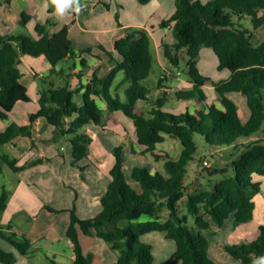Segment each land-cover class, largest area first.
<instances>
[{"label":"trees","instance_id":"trees-1","mask_svg":"<svg viewBox=\"0 0 264 264\" xmlns=\"http://www.w3.org/2000/svg\"><path fill=\"white\" fill-rule=\"evenodd\" d=\"M137 1L145 5L152 0ZM50 3L49 13H52L55 5L52 0ZM104 4L109 8V3ZM29 19L28 14L22 13L20 24L25 25ZM243 19H248L253 28L244 26L241 23ZM53 25L51 18L45 24H37L36 39L11 35L0 29V119L6 123L8 113L17 102L31 101L18 68L21 56H44L52 68L63 60H75L77 56L80 70L87 66L86 55H90L92 49L76 51L69 38L68 26L51 32L48 26ZM161 25L171 27L174 38L173 43H161L166 61L178 66L181 53L187 55L186 74L191 86L177 90L176 98L195 100L204 108L171 113L164 110L166 93L151 103L150 110L138 105V101H147L151 94L145 82L152 71L154 56L148 32L135 28L114 42L113 52L120 60L114 58L113 52H108L111 60L115 61V67L107 77L101 79L93 73L90 81L81 83L77 90H72L68 84L54 86L53 82L45 81L38 92L39 108L30 114L29 123L24 126L7 123L5 130L0 131L1 147L17 136L31 137L32 129L42 121L61 133L75 135L71 140L72 155L78 160L89 155L91 142L89 136L77 134L78 130L89 124L103 126L105 114L121 111L133 123L136 142L141 147L138 154L164 161L165 173L151 171L142 165L126 169L124 146L114 148L110 181L101 198L102 210L93 218L86 219L70 211L66 236L73 247L72 264H89L88 259H91V255L83 253L79 230L107 243L117 253L113 264H158L154 261L152 245L141 238L154 231L164 233L174 242L171 262L217 264L208 254V239L202 231L211 230L212 223L221 227L230 217L235 227L253 219V197L260 192V182L254 181V176L264 175V140L248 143L244 140L264 130V39L254 42V29L264 26V0H208L206 3L174 0V11L161 21ZM203 47L210 48L216 55L218 70L230 71L227 80L201 77L216 91L219 106L207 103V96L200 88L205 82L199 80L197 64ZM118 72H122L123 79L117 88L126 85V102L109 93ZM77 76L80 78L81 74ZM74 93L80 97V103L73 100ZM230 93H240L245 97L250 113L246 122L242 121L237 104L228 96ZM96 98L105 101V109L97 106ZM197 135L209 147H233L235 157L230 163L233 175H227L229 169L226 167L215 169L212 174H222L223 178L215 183L211 181L209 187L196 188L187 194L185 207L194 216L196 224V227H191L180 212L179 202L186 194L189 161L198 149ZM166 136L176 139L181 145L176 159L167 153L161 155L157 152V145L163 143ZM4 165L15 172L24 169L18 165L17 158L0 149V175ZM8 200L9 191L0 185V214L6 210ZM164 211H167V216L162 219ZM143 214L154 219L134 222ZM118 219H125L127 224L118 226ZM0 236L21 255H27L32 249L28 238L7 233L1 225ZM224 250L240 264H256L258 258H264V224L259 225L255 240L227 244ZM16 262L13 253L0 250V264ZM51 264L59 263L52 260Z\"/></svg>","mask_w":264,"mask_h":264},{"label":"rangeland","instance_id":"rangeland-1","mask_svg":"<svg viewBox=\"0 0 264 264\" xmlns=\"http://www.w3.org/2000/svg\"><path fill=\"white\" fill-rule=\"evenodd\" d=\"M13 1L17 3L21 0ZM107 1L110 4L108 11L102 7L99 10H92L93 12L90 13L94 19L103 18L104 28L112 25L117 26L118 24L125 25L141 22L153 32L151 44L152 54L154 56L153 68L145 85L152 93L157 92L155 87H157L158 80L166 72L162 69V64L157 56L155 43L161 40L170 42L173 38L171 33L162 27L161 21L173 12L174 0H152L145 5L140 4L137 0ZM200 1L204 3L208 2V0ZM81 2L86 3L84 0H81ZM0 4L5 7L4 0H0ZM50 6L51 3L49 0L48 9ZM46 14L47 12H43L42 10L32 15L25 25L20 23L10 25L9 34L23 35L31 39H36L37 33L35 27L37 24H40V20H42V24L46 23L48 18ZM51 16L55 22L54 26H48L51 32H57L65 25L68 28H72L73 24L75 25L72 28L69 38L76 51L84 48H92L96 54L99 52L96 44L101 37L100 34L82 30V26L76 22L73 23L74 17L72 13L68 12L63 16H59L56 14L55 8ZM234 21H237V18H234ZM241 23L246 27L253 28L248 19H243ZM169 28L171 29V27ZM133 29L132 27L119 29L114 33V36L115 38H120ZM263 39L264 26L254 29V42H260ZM102 48L105 51H102L103 56L100 55L99 57H103L102 60L104 61H112L111 55L108 54V52H112V47H109L107 41H104ZM162 60L165 63L166 69L174 75H181L186 80L188 79L186 74L187 55L185 52L181 53L178 66L169 64L163 55ZM217 62V57L210 48L203 47L201 49L198 58L200 81L205 82L201 77H207L215 81L229 77V71L227 69L223 71L217 69ZM106 64L107 62L103 63L104 69L106 68ZM73 66V59L63 60L57 64L56 72H49L44 79L39 78L37 83L40 85V88L44 86L45 81L53 82L54 86L68 84L73 90L74 87L70 78ZM108 74L103 70L101 74L98 73V77L102 79L107 77ZM122 79V72H118L109 88V93L112 97L118 95L121 102H126V85L117 88V84ZM185 86L186 84L182 85L179 90L188 89ZM200 88L207 96V103L214 101L216 105H220L216 91L208 82H205L204 86ZM162 91L165 92L166 89ZM30 94L33 97L32 101L29 103L20 102L11 114V119L24 117L26 112L30 116V114L38 110L39 105L34 98L35 92L32 88H30ZM73 100L79 103L81 102L80 97L75 93ZM179 102L175 94H172L171 98L168 96L164 110L174 113L170 108ZM148 103L142 104L143 109L146 111L150 110L152 105L150 102ZM96 104L100 108L105 109V101L96 98ZM244 104L247 117H249V108L245 99ZM240 117L243 122L246 121V119L244 120V113L240 112ZM102 123L103 126L89 124L78 130L77 134L89 136L91 139L88 145L89 155L78 160L72 155L71 140L75 135L61 133L54 126H47L43 122H39L36 128L31 131L30 139L23 137L19 141L14 140L13 144L8 143L0 147L1 152L15 158L18 156V165L24 167V169L15 172L9 166L4 165L0 175V185L9 191L8 208L0 214V225L5 232L10 233L8 231L9 226L13 224L17 230L27 235L33 244V252L29 255L22 256L6 239L0 236V250L11 252L15 257L22 258L18 264H51L53 259L47 257L45 254L48 252L47 250H54L69 256L73 255V250L66 236L67 222L71 213L69 211L49 213V209L73 210L82 219L96 216L102 210L101 198L105 194L110 181L109 170L115 159L113 152L115 147L119 145L124 146V154L127 157L125 162L126 169H130L133 165H144L151 171L157 170L165 173L163 160L157 161L150 155L143 157L138 154L141 147L136 142L133 123L121 111L114 112L112 115L105 114ZM260 135H263L262 131L257 132L254 136L259 137ZM195 140L198 149L189 161L186 194L179 202L180 212L186 216L188 225L191 227H196V224L194 216L185 207L187 194L193 192L196 188L209 187L211 181L215 183L223 178L222 174H212L215 169L226 167L229 169L227 175H233V170L230 167L232 161L231 151L223 152L222 150H218L217 147H209L199 135L195 137ZM131 145L137 150L136 153H131ZM21 151H26V153L21 154ZM157 152L161 155L167 153L176 159L180 155L181 145L176 139L166 136L165 141L157 145ZM204 160L208 161L207 167H202ZM254 181L260 182L262 194L264 195V175L254 176ZM263 197L261 194H256L254 196L255 202L258 200L263 201ZM224 223L225 226L223 228L219 227L223 231V234L214 236L212 229L202 231L203 235L208 239V246L210 245L213 250L217 248L214 244L215 239L223 242V240L227 239V235L231 237L234 235L237 236L241 230L245 232V236L241 237L242 239H236L235 242H250L255 240L257 238L255 233L258 232L259 224H264V216H260L257 213L253 216L252 220L237 227L234 226L233 220L230 218ZM117 224L118 226H125L127 221L125 219H118ZM220 255H227L228 257L230 255L221 249L217 257L220 264H228L227 260L222 259ZM91 261L92 259H88L89 264L92 263Z\"/></svg>","mask_w":264,"mask_h":264},{"label":"crops","instance_id":"crops-1","mask_svg":"<svg viewBox=\"0 0 264 264\" xmlns=\"http://www.w3.org/2000/svg\"><path fill=\"white\" fill-rule=\"evenodd\" d=\"M4 1H5V7L0 4V29H5L8 33H9V26L10 25L20 23L22 13L28 14L31 17L35 13H39V11L43 10V12H47V14H46L47 17L51 18L54 25H55L54 19L51 16L52 13H49V9H48V1L49 0H21L20 2H17V3L13 0H4ZM84 1L86 3H83L80 0V4L82 5V9L79 13H76L75 11H71V12L69 11V13L73 14V17H74L73 23L76 22V23H78V25L82 26L81 27L82 30L87 31V32L88 31L95 32L98 35L100 34L101 37L99 38V40L97 41V44H96L98 46L97 49H99V52L96 54L95 50L93 49V50H91L90 55H86V59H87V66L86 67H84V68H82V70H80V66L78 65L79 64L78 63L79 57L76 56L75 60H73L74 64L76 65L75 67H73V69L71 71V75H70V78H71V81H72V84L74 87L73 90H77L78 88H80L81 83H84V84L88 83L90 81V79L92 78L93 73L98 77V73L101 74V71L104 70L105 73L107 74V73H109V71L112 68L115 67V61H113V60L112 61H107V60L104 61V60H102L103 57H99V56L100 55L103 56L102 51H105L103 48H101L104 45V41L108 42V45H109V47H112V52H113L114 42H115V40L119 39V38H115V36H114V33L117 30L122 29V28H127V27H132L134 29L135 28L144 29L148 32V34L150 36L151 44H152V39H153V32L151 30H149L146 26H144L141 22H135L132 24H125V25L118 24L117 26L112 25V26L104 28L103 27V23H104L103 18L101 17L100 19H94L90 13L93 12L92 10H95V9L99 10L102 7L106 11H108L110 9V4H109V8H106L104 2H107V3H109V2L107 0H84ZM169 8H170V4H169ZM40 24H42V20H40ZM86 25H87V27H86ZM74 26L75 25L73 24L72 28ZM72 28L71 27L68 28L69 36H71L70 33L72 31ZM165 30H168L172 35V30L169 27H165ZM107 35H110V36H107ZM122 37H124V36H122ZM172 37H173V35H172ZM162 41L163 40H161L160 42L156 41L155 44H156L157 56L159 58L160 63L162 64V67H163L162 69L166 73L164 75H162L161 78L158 80L157 87H155L157 92H154V93L151 92L149 99L147 101H145V100L138 101V105H140V106H142L143 103H145V104H149L148 102L152 103L154 100L157 99V96L160 97L163 93H166V97L170 96V98H171L172 94H175V92L177 90H179L180 87H182V85H184V84H186L185 88H189L191 86L189 83V80L188 79L186 80V78L184 76H181V75L176 76L172 72H170L168 69H166L165 63L162 60V55H163V49L161 46ZM173 42H174V38H172V40L170 42H167V43H173ZM84 49H86V48H84ZM200 52H201V50H200ZM113 56L116 60H120L119 56L114 52H113ZM66 60H68V59H66ZM104 62H107L105 69L103 68ZM217 64H218V62H217ZM56 66L54 68H52L44 56L37 57V58H33L30 56H21L20 64L18 65V68L20 69V71L22 73L21 81L27 87L31 101H32L33 97L30 94V88H32L33 91L35 92L34 98L37 101L38 92L42 88V87L40 88V85L37 83V80L39 78L44 79L46 74H48L49 72H52V73L56 72V70H57ZM197 66H198V64H197ZM39 69H42V70H39ZM223 70H226V69H223ZM79 74H81L80 78H78V76H77ZM229 77H230V71H229ZM228 78L221 79V80H227ZM164 89H166L165 92L162 91ZM82 90H84V89H82ZM167 91H169V92H167ZM228 96L232 100H234V102L237 104V106L239 108V113L240 112L244 113V120L246 119V121H247V119L249 117H247V111H246V107L244 104L245 97L240 93H230V94H228ZM179 101L180 102L177 105H173L170 108L174 113H181V112H184L186 110H188L190 112H194L195 110L204 108L203 105L197 104L195 100H190V101L179 100ZM20 102L21 101L17 102L15 104L14 108L12 109V111L8 113V117H7L8 122L7 123H15L19 126H24V125H27L29 123V121H28L29 114L27 112L24 115V117L22 116V117H19L17 119H13V118L11 119V114L13 113L15 107ZM26 103H29V102H26ZM211 103L216 105V103H214V101H211ZM216 106H218V105H216ZM40 122H42V121H40ZM7 123L0 119V131L5 130V128L8 125ZM90 125H94V124H90ZM35 128H36V126H35ZM124 130H125V128H124ZM262 132H263V135L256 137V136H254L255 135L254 134L250 139L244 140L245 143L250 142L252 140H260V139L264 140V130ZM23 137H27V136H17L16 138H14L9 143L13 144L14 140L19 141ZM27 138L30 139L31 137H27ZM217 148H218V150H222L223 152H226L229 150L232 152L231 153L232 159L235 157V156H233V153L235 152L233 147H226V148L225 147L224 148L217 147ZM130 150H131L132 154L134 153L133 151L137 152V150H135L133 145H131ZM20 153L25 154L26 151H24V152L21 151ZM125 157H126V155H125ZM16 158H18V156H16ZM126 160H127V157H126ZM142 166H144V165H142ZM154 171H157V170H154ZM258 194H261L262 197L264 196L262 194L261 186H260V192ZM253 200L255 202L254 197H253ZM263 201H264V197H263ZM263 201L258 200L257 202H255L254 216L257 213H259L260 216H264V203H263ZM7 208H8V204H7ZM57 210H61V212H68V211L70 212V210H68V209H57ZM49 213H53V212L49 211ZM166 216H167V211H164L162 213V219H164ZM70 219H71V215L68 218L67 228H68V225L70 223ZM153 219H154L153 217L146 215V214H143L140 217H138L137 219H135L134 222H147V221H151ZM230 219L233 220L232 217H230ZM223 226H225V223L220 228H223ZM211 228L214 231L213 232L214 236L217 234H223V231H221V229H219V227L216 224L212 223ZM8 231L11 233H15L17 235V237H19V238L24 236L31 241V239L27 235H25V234L21 233L19 230H17V228L14 227L13 224H10ZM258 233H259V226H258V232H256L255 235L258 236ZM236 234H237V232H236ZM243 236H245V232L241 230L240 233L237 234V236L234 235L231 237L230 235H227V239L223 240V242H219L221 240L215 239L214 244L217 246V248L213 250V248H211L210 245L208 246V253H209L210 258L212 260H214L217 264H220V262L217 259L218 254L220 253V250L221 249L224 250L225 245L234 243L236 239H242L241 237H243ZM141 238L144 242L152 245V251H153L155 263H158V264H176V263L171 262V260H170V256L175 249V244L172 240L167 239L165 237L164 233L154 231V232L144 234ZM79 239H80V243H81L84 255H91V259H92L91 264H113L116 261L117 253L112 251L110 246L107 243H105L102 239L94 237V236L84 235L80 230H79ZM68 243L73 250L72 244L69 240H68ZM31 244H32V241H31ZM47 251L48 252L45 253L47 255V257L52 258L54 261H56L59 264H72L74 261V253H73V255L69 256V255H65L63 253L56 252L54 250H47ZM32 252H33V244H32L31 251L27 255H29ZM22 256H26V255H22ZM220 257L222 259L227 260L228 264H240V262H238L234 258L232 260L231 256L228 257L227 255H220ZM16 258H17V262L15 264H18L22 260V258H19V257H16ZM260 260H261V258H258V261L256 264H259Z\"/></svg>","mask_w":264,"mask_h":264},{"label":"clouds","instance_id":"clouds-1","mask_svg":"<svg viewBox=\"0 0 264 264\" xmlns=\"http://www.w3.org/2000/svg\"><path fill=\"white\" fill-rule=\"evenodd\" d=\"M52 3L55 5L56 14L59 16H63L69 11L79 13L82 9L80 0H52ZM259 264H264V258H261Z\"/></svg>","mask_w":264,"mask_h":264},{"label":"built area","instance_id":"built-area-1","mask_svg":"<svg viewBox=\"0 0 264 264\" xmlns=\"http://www.w3.org/2000/svg\"><path fill=\"white\" fill-rule=\"evenodd\" d=\"M208 166V161L207 160H204L203 162H202V167H207Z\"/></svg>","mask_w":264,"mask_h":264}]
</instances>
